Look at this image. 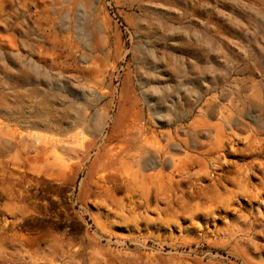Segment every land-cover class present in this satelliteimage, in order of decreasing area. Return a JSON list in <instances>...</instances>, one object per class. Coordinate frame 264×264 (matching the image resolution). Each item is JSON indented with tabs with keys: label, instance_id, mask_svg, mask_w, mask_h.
Listing matches in <instances>:
<instances>
[{
	"label": "rangeland",
	"instance_id": "374dc122",
	"mask_svg": "<svg viewBox=\"0 0 264 264\" xmlns=\"http://www.w3.org/2000/svg\"><path fill=\"white\" fill-rule=\"evenodd\" d=\"M0 264H264V0H0Z\"/></svg>",
	"mask_w": 264,
	"mask_h": 264
}]
</instances>
